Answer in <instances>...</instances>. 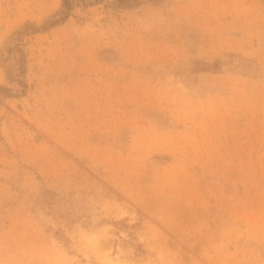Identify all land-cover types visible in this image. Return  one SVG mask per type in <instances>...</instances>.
I'll use <instances>...</instances> for the list:
<instances>
[{
    "label": "rangeland",
    "instance_id": "374dc122",
    "mask_svg": "<svg viewBox=\"0 0 264 264\" xmlns=\"http://www.w3.org/2000/svg\"><path fill=\"white\" fill-rule=\"evenodd\" d=\"M60 7L0 0V52ZM21 48L0 264H264V0H74Z\"/></svg>",
    "mask_w": 264,
    "mask_h": 264
},
{
    "label": "trees",
    "instance_id": "16d2710c",
    "mask_svg": "<svg viewBox=\"0 0 264 264\" xmlns=\"http://www.w3.org/2000/svg\"><path fill=\"white\" fill-rule=\"evenodd\" d=\"M74 0H61L60 9L50 18L47 19L41 26H37L34 23L27 22L23 25L22 30L15 32L14 37L10 39V43L6 45L2 51L0 52V59L2 61V65L5 68V73L8 80L15 81L19 86V89L15 94H12L10 89L6 86H0V91L6 96H14L17 93L23 94L26 83L24 81L25 74V65H24V51L21 48L22 39L24 35H29L36 33L41 30H46L48 28L54 27L62 22H64L70 15L71 10L73 8ZM25 30L26 32H24ZM14 60L16 62V66L13 72L10 70V66H8L9 60ZM219 61L216 60L211 65L201 64L198 66L199 69H206L209 66L216 67ZM37 199H41L42 201L51 200L52 195L49 191H44L41 193Z\"/></svg>",
    "mask_w": 264,
    "mask_h": 264
}]
</instances>
